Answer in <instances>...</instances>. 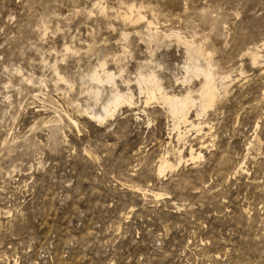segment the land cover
<instances>
[{"label": "rangeland", "instance_id": "374dc122", "mask_svg": "<svg viewBox=\"0 0 264 264\" xmlns=\"http://www.w3.org/2000/svg\"><path fill=\"white\" fill-rule=\"evenodd\" d=\"M0 264H264V0H0Z\"/></svg>", "mask_w": 264, "mask_h": 264}, {"label": "bare ground", "instance_id": "6f19581e", "mask_svg": "<svg viewBox=\"0 0 264 264\" xmlns=\"http://www.w3.org/2000/svg\"><path fill=\"white\" fill-rule=\"evenodd\" d=\"M186 52L188 55V63L185 66L186 73H192L193 75H197V76L201 75L203 79L199 89L196 92L197 93L196 97H192L189 91H187L185 94L180 95V96L167 95L165 93V90L162 89L158 76H156L154 73L144 74V75L140 73L139 77H137L136 79V85L138 87V90L139 92H142L145 94L147 101L150 99L156 98L157 97L156 95L158 94L157 98H159L163 102V105H165L168 111L173 116L179 114L183 121H187L186 120L187 108H192V107L198 108L199 111L196 112V115H201L203 114L202 112L206 108L210 107L216 101V98H217V93L215 91L216 87H214V84H213V74L210 72V69L208 67V61L206 62L205 67L204 66L199 67L200 65L197 66V63H195L197 62L196 59L199 56L203 55L202 50L193 44H187ZM254 55H251V58L253 60L256 58ZM103 76L104 77H100L98 76L97 73L94 72L90 75V79H92L96 83H102L106 81L107 83L114 84L113 74L104 72ZM97 94H98V90H96L95 92V95ZM131 98L132 96H130L128 93L127 95H124V93L121 94V92L119 93L117 90L111 95V97L109 96L110 105L105 104L108 102L104 103L105 104V106L103 107L104 115L101 116L100 113L97 115H95L94 113L93 114L97 116L98 119L99 118L104 119L107 115L113 114V111L116 109L118 104H122V102H127V105L131 104L132 102ZM191 152H192V148H190V157L193 158ZM199 154L197 153V157L199 156ZM163 159H162V162L160 161L161 163L159 164V167H158V170H159L158 173H162L166 167H170V165H168V162L166 163V160L163 161Z\"/></svg>", "mask_w": 264, "mask_h": 264}]
</instances>
